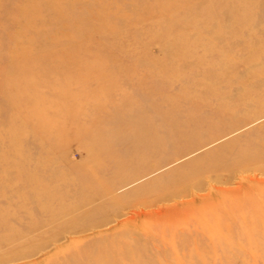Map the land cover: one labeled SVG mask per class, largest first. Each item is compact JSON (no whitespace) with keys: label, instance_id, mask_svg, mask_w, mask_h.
I'll return each instance as SVG.
<instances>
[{"label":"rangeland","instance_id":"obj_1","mask_svg":"<svg viewBox=\"0 0 264 264\" xmlns=\"http://www.w3.org/2000/svg\"><path fill=\"white\" fill-rule=\"evenodd\" d=\"M173 1L83 0V3L75 7L70 4L76 3L72 0L60 1L65 9L63 20H68L69 16L70 19L77 20L79 25L77 27L67 25V21L66 23L60 20H56L58 23L55 20L51 21L53 18L56 19V16L47 8L43 9L41 4L32 5L28 10L29 14L40 8L42 13L38 11L39 18L34 21L33 30H26L28 36L22 37L23 43L29 49L26 50L25 47V53L20 52L19 59L27 66H19L14 63L16 60H13V63L7 60L10 43L4 41L2 35L15 34L8 28L10 18L20 21L22 17L15 11L17 5L13 0H0L1 130L10 120V113H15L17 117L15 125L19 121L25 126L23 129L26 132L24 137L26 142L43 137L40 145L46 151L42 156L50 154L52 156L50 159L57 168L77 181L84 180L90 172V167L95 163L99 165V169L105 170L106 174L109 172L110 175H114L118 172L115 163L128 160V156L133 157L123 164L122 170L116 174L117 177L126 178L142 160L144 162L149 160L147 168L152 171L157 163L162 165L161 162L154 164L152 158L164 161L171 156L174 157L179 151L184 155L146 177L116 190V196L123 200L122 206L114 204L107 207L96 204L92 211L104 209L112 211L116 208V212L112 211L109 214L114 219L110 225L70 235L64 234L62 230L51 234L52 232L48 231L46 233L44 228L35 229L28 232L31 238L23 240L24 245L21 246L24 248L19 245L16 251L37 249L44 247L43 245H47L45 246L47 248L39 251V255L11 264H38L40 261V264L47 261L56 264V260L57 264H62L63 260H67V264H84L86 260L88 264H128L131 263L130 257L135 251L127 247V243L135 245L136 250H144L141 251L143 256L135 259L136 264H264V116L259 117V112H256L261 109L264 111V92L258 91L262 90L264 78L249 81L246 75L248 71L235 70L234 80H243L248 84L247 105H233L234 110L225 108L224 112L217 114L216 119L211 118V113L220 103L213 101L206 104L211 112L205 111L198 117L191 116L184 121L185 116L182 117V114L174 111V105L177 103L163 104L159 97H155V102L159 103V106L157 110L150 109L152 92L157 96L159 93L174 95L185 87L183 80L176 79L170 84L158 86L159 80L155 79L152 82L151 79L152 73L161 74L166 67L174 74L178 73L180 68L183 69L184 61L175 60L178 56L182 58L181 56L185 55L183 49L177 46L172 49L170 43L177 41L179 44L195 38L182 31L168 36H156V33H160L159 27H155L156 24H165L170 16L185 13L187 9L175 4L164 13L159 11L160 5L157 4L180 3ZM211 1L202 0L205 3L201 5L211 4ZM245 2L248 3V0ZM244 5L245 3L240 7L243 8ZM115 7H121L120 13L116 15L110 13V19L103 18L105 23L100 21V25H107V21H110L120 31L134 33L132 39L135 37L136 39L132 44L142 46L144 53L131 50L124 53L118 51L114 54L111 49H118L123 45L124 41L120 40L122 36L95 31L100 23H94L97 19L96 11L103 8L115 10ZM51 8L53 9L52 5ZM72 8H77L74 10L75 14ZM90 9L93 13L92 18L88 17ZM127 16H132V19H128ZM187 21L181 23L186 24ZM150 24H152L150 35H145L142 27ZM197 24L200 23L193 21L191 26ZM56 35L67 37L55 44L50 38ZM236 47H230L229 51L223 52L224 58L237 54ZM66 53H69L67 58ZM1 61L5 63L2 64ZM158 64L160 68L156 69L154 66ZM196 71H193V76L201 73L200 70ZM136 75L143 78L149 75L150 82L134 81L132 76ZM236 84L238 83L232 81L229 84L210 87L204 85L200 90L224 91L235 87ZM255 91L259 93L256 94ZM186 100L188 98H183L178 104L183 108L189 107L188 104L191 102L188 103ZM135 103L137 106L134 107ZM237 108L239 110H236ZM125 111L128 117L124 114ZM138 112L144 114V118L139 119L138 126L150 123V126L143 130H148L153 148L156 149L151 159L136 155V149L144 148L145 145L134 146L132 142V134H136L137 129L130 124L129 117ZM165 113L169 114L167 118L174 121L173 126L171 125L174 129L163 123L162 116ZM103 114V120H98ZM32 118L35 119L33 125ZM96 121L101 122L96 124ZM244 121H248V124ZM181 122L185 125L180 124ZM242 122L247 125L243 126ZM126 124L128 127H125ZM238 125L241 128L236 130ZM109 128H113L114 131L111 132ZM44 129L46 131L41 133ZM66 129L73 134L64 133ZM41 134L42 136H39ZM182 143L184 144L181 146ZM57 147L62 150L56 151ZM112 150L115 154H110ZM32 151L36 154L35 150ZM106 153L108 158L103 159ZM11 163H5L3 168H0V179L7 181L8 178H12V175L4 170H7ZM243 166H248L246 172ZM30 168L32 169L31 166ZM195 183H199V190L191 186ZM180 185L188 188L189 197L186 199H191L192 194H196L205 197V200L189 207L175 208L173 200H161L160 197L166 189H174ZM133 211L135 215L132 214ZM69 221L72 226L76 223L74 218H70ZM13 229L19 231L18 226H14ZM42 229L43 232L40 233ZM20 232L24 233L21 229ZM4 235L7 236L8 243L13 239L7 233ZM123 236L127 242L121 241L124 240ZM95 237L103 239L106 245H112L113 242L114 247L119 249L121 246L125 255H115L101 263L98 262L96 251L95 255L89 254L90 248L83 258L69 254L76 249L87 248L89 240ZM52 238H56V241L45 242ZM118 238L122 239L119 241ZM74 242L77 244L73 245ZM98 245L100 244H95L93 248L96 250L95 246ZM16 251L13 249L2 255L18 253Z\"/></svg>","mask_w":264,"mask_h":264},{"label":"bare ground","instance_id":"obj_2","mask_svg":"<svg viewBox=\"0 0 264 264\" xmlns=\"http://www.w3.org/2000/svg\"><path fill=\"white\" fill-rule=\"evenodd\" d=\"M13 1L17 5L15 11H18L19 15L22 18H20V21L10 18L8 28H11L14 31L13 33L15 34L2 35V39L10 43V49L8 51L10 53L8 55L9 58L7 60L12 61V63L13 60H16V62L14 61L15 64L17 63L19 64V66H27V64H24L22 62V60H19L21 56L20 52L25 53L26 47L22 41V37L28 36L26 35V30H33V26L35 24L34 21L39 18L38 11L42 13L41 8L38 9L36 12H31V14L28 13V10L32 7V5L41 4L40 6H42L43 9L47 8L49 12L56 16V19L53 18L51 19V21L55 20V22L58 23V21L56 20H60V22L64 21L62 17L65 14L64 4L62 5V3H59L62 0ZM72 1L76 2L70 3L71 6L75 7L77 4H80L83 0ZM92 1L93 0H91V2ZM173 2L180 3L157 4L160 5L158 6L159 11L161 13H164L165 11H168L172 6H175V4H177V6L181 5L187 7V9L185 13L181 12L177 13L178 15L170 16L168 22L165 24H156L155 27H159L158 29L160 30V33H156V36H168L177 33L178 31L190 34L189 36H195V38L191 41H182L179 44L177 41H173L170 43L172 44V49H174L175 46L179 47V49H183L185 55L181 56L182 58L178 56L177 58H175V60L182 59L185 63V67L183 69L180 68V70H178V73L176 74H174L171 70H168L166 67V69H164L161 74L154 75L152 73V78L149 77V75L144 78L141 77V75H136L132 76V78L134 79V81L140 80L141 83L150 82L148 81V78H151L152 82L156 79L159 80L158 86H164V84L166 83L170 84V82H172L173 80L178 79L184 81L185 87L179 89V91L176 92L174 95H166L165 93H159V95L157 96L155 92H152V105L150 106V109L157 110L159 106V103L155 102L157 97H159L158 99L162 100L163 104H170L171 102H174L173 104L177 103V106L174 105V111L182 114V117L185 116V118H183L184 121L186 118L189 119L191 116L198 117V115H202L203 113H205V111L209 112L210 110L207 108L206 104H209L212 101L218 102L221 105V107L219 105L217 106L216 110L212 111L213 113H211V118L213 117L214 119L218 118L217 114H219V112H224L225 108L227 110H230L233 109V105L246 106L248 102L247 100L249 99L246 98L248 97L246 96V94L249 92L248 87H246V85L248 84L243 80L235 81L234 75L236 73L235 70L241 69L242 71H248V74L246 75L247 80L249 79V81H257L264 78V10L262 9L264 8V3H262V0H248V3L245 2V0H212L210 2L211 4H205L204 6L201 5L202 3H205L202 2V0H174ZM26 3L28 6L26 5ZM243 3H245V7L241 8L240 5L242 6ZM91 4L94 3H90V5ZM51 5L53 9L51 8ZM75 9L72 8L74 14ZM145 10L146 12H149L148 9ZM120 11L121 7H115V10H109L108 8L97 10V19L94 23L100 21L102 23H105L103 22V20H105L103 18L108 17L110 19V13L116 15L119 14ZM89 12L90 13H88V17L92 18L93 13L91 9ZM67 13H69V11ZM129 16H127V18L132 19V16ZM186 20H188L189 22L187 21L186 24L181 23L182 21ZM66 21L67 25L70 24L71 26L75 27L79 26L77 20H72L69 16L68 20ZM66 21L64 22L66 23ZM193 21H196V23L200 24L191 26V23H193ZM101 22L99 23V26L96 28L95 31H98L100 33L104 31L105 33L113 36H122L120 40L124 41L123 45L119 46L118 49H111L114 51V54H116L115 52L118 51L124 53L131 50H135V52L141 53L145 52L142 46L137 45L135 43L132 44V42H135L136 39V37L132 39L135 36L134 33L127 32L125 30L120 31L119 29L115 28L112 25L114 23H111L110 21H107V25H100ZM142 28V31L145 35H150V31L152 30V24ZM21 32L22 34H20ZM66 37V35H56L54 37H51L50 39H53L52 41H54L56 44L58 41L60 42L61 40L66 39ZM128 43H130V45H128ZM233 46H237L236 48L238 50V53L231 55L225 59L224 54L222 55V53L225 51H229L230 47ZM111 47H115V45H111ZM28 49L29 48L26 47V50ZM210 54L212 57H210ZM68 55L69 53H66V58ZM222 58L224 59L220 60ZM1 63L3 64L5 62L1 61ZM154 67L158 69L157 67L160 68V65L158 64ZM195 70H200L201 73H198L197 75L193 76V71ZM232 81L238 84H236L235 87L225 89L224 91H217L215 89H209L205 91L200 90V87L204 85L210 87L218 84H229ZM261 87L262 90L258 91L264 92V84H262ZM258 91H255V93H259ZM240 94H242V96L238 97V95ZM183 98H188V100L186 101L191 102L190 104H188L189 107L183 108L181 105L178 104V102H180V100H182ZM133 106H137V103H135ZM214 106H216V104ZM1 107L2 106L0 104V110ZM123 107L124 105L122 106V109H124ZM236 110L239 109L237 108ZM100 112H102V110ZM256 112H259V117L264 116V111L262 109ZM124 114L127 115V111H125ZM10 115L11 118L5 124L4 129H0V161H2L0 162V168H3V165L5 163L12 162L8 166L7 170L4 169L5 172L12 175V178H8L7 181L0 179V264H11L16 261H21L27 258L29 259L30 257H34L35 255H37L39 251L43 250V248L47 245H43L44 247H37V249L30 248L24 249L21 252L16 251V247H18L19 245L20 247H22L21 244H23V240L29 239L30 236L28 232L34 231L35 229L44 228L46 233L48 231L52 232L51 234L62 230L64 234L66 233L70 235V233H84L86 231L89 232V230H96L110 225L114 221V219L110 217L109 214H111L112 211L116 212V208L112 209V211H108L107 209L101 211H92V208L95 207L96 204L98 206L99 204H102L107 207L109 205L114 204L115 206H122L123 200L121 201V198L116 196V190L121 187H126L130 185L146 177L147 175L151 174L162 166L171 164V162H173L175 159L182 158L184 156L183 153H180L179 151L174 157L171 156L164 161H159L160 158L157 160L152 158L153 163H162V165H160V163H157L155 165V169L152 171L147 168V163L149 162V160L147 162H144L142 160V163H140L139 166L136 167L134 171L129 174L126 178L117 177V175L118 172L122 170V165L126 164L129 159L132 160L133 157L131 158L130 156H128V160L115 163V168L118 170V172L116 173L117 175H110L109 172H107L106 174L105 170L99 169V165L97 166L95 165V163L94 165L92 164V166L90 167V172H88L85 179L77 181L74 178H69L66 172H64L62 169H59V167L57 168V165L53 163L52 159H50V157H52L50 154L48 156H42V154L46 151L45 148L40 145L42 143L43 137L37 138V140L32 139L26 142V138H24L26 132H24L23 129L25 126L22 122L19 121H17V124L15 125L17 119L16 114L10 113ZM167 115L169 114H163V123H167L170 126H173L174 121L171 118H167ZM141 117L144 118V114L140 112L134 114L132 117H129L131 121L130 124L136 126L135 129H137V133L134 135L132 134V142L134 146H136L137 144L145 145L144 148L142 147L138 150L136 149V155H143L151 159L150 157L156 149L153 148L152 137H149L148 130H143L144 128H148L150 126V123L148 122L144 123L141 126H138V121ZM103 118L104 114L103 117L98 120H103ZM34 121L35 119L32 118V125ZM100 122L101 121H96L95 123L97 124ZM244 122H242V124ZM246 123L248 124V121ZM246 123H244L243 126L247 125ZM180 124H184V122H181ZM188 124L189 123H187V125ZM172 126L171 128L174 129V127ZM125 127H128V125L126 124ZM239 128H241V126L238 125L236 127V130ZM109 130L111 132L114 131L113 128H109ZM45 131L46 130L44 129L41 131V133ZM64 133H66L67 135L73 134L72 131H69L67 129L64 131ZM39 136H42V134ZM175 140L177 139L175 138ZM55 144L57 145V143ZM183 144L184 143H182L181 146ZM58 147L55 150L61 151L62 149ZM32 150L36 151V154L34 152L35 155L33 154ZM112 153L115 154L114 151L110 154ZM110 154L109 157H111ZM165 156L163 157L165 158ZM103 157V159H105V157H107V153ZM29 166H31L32 169H29ZM246 167L243 168L244 172H246ZM106 170L108 171L109 169ZM246 174L249 175V173ZM105 176L108 177L105 178ZM261 181L263 180L261 179ZM191 186L196 189H200L199 183L192 184ZM192 196L193 197L191 199H186V197H189L188 188H186L185 185H180L178 187H175L174 189H166V191L161 195L160 198L162 201L173 200L175 202V204H173L174 208L177 206L189 207L191 205L196 204L198 201L202 203L205 200V197H201L196 194H192ZM132 214L135 215L136 213L133 211ZM70 218H74L76 220V223L74 224L75 226H72L70 224ZM14 226H18V232L17 229H13ZM20 229L24 231V233L20 232ZM41 232H43V229L40 231V233ZM6 233L11 235V237L13 238L10 239L11 241L9 243L6 240L7 236L4 235ZM102 236L103 235H100V237ZM106 237L108 236L106 235ZM56 238L49 239V241L45 242L49 243L51 241H56ZM109 239H111V237H109ZM121 239L122 238H120V240ZM121 241L127 242V239ZM75 242L72 244H77ZM95 244H100L98 246H95L96 250L95 248H93ZM111 244L112 245L107 244V246L104 243L103 239L101 240V238L99 239V237H95L92 240H89L87 248L83 247L84 249H76L75 252L69 254L74 257L78 256L80 258H83L84 255L87 254V252L90 251V255H95L94 252L96 251V255H98L97 258L99 259V261H97L101 263L102 261L103 263L106 262L110 259V257H113L115 255H125V251L123 250V248H121V246L118 249L114 247L113 242H111ZM127 244V247H131L133 249L132 251H135L130 257V259L132 258L131 263L128 264H136L135 259L138 260L139 258H141L143 256L141 255L143 254L141 253V251L144 252V250H136L137 247H135V245H132L130 243ZM22 248H24V246ZM89 248L90 250L87 251V249ZM13 249H15V251L18 253L12 255H2ZM56 261L57 264L58 260ZM37 263L40 264L41 261ZM45 264L53 263L47 261ZM62 264H67V260H63ZM84 264H88L87 260L84 261Z\"/></svg>","mask_w":264,"mask_h":264}]
</instances>
